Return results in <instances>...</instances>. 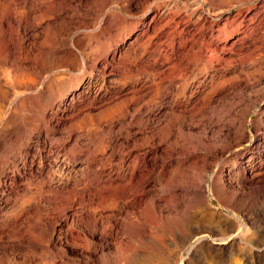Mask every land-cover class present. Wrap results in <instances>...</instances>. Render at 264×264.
I'll return each instance as SVG.
<instances>
[{"label": "rangeland", "instance_id": "obj_1", "mask_svg": "<svg viewBox=\"0 0 264 264\" xmlns=\"http://www.w3.org/2000/svg\"><path fill=\"white\" fill-rule=\"evenodd\" d=\"M11 1L0 0V201L14 176L23 191L3 213L26 208L29 237L20 250L8 226L17 243L1 245L0 264H264V0L48 3L26 42ZM72 34L76 55L60 44ZM67 137L64 169L31 178L25 152L37 168L46 151L62 159ZM55 187L47 212L38 198ZM75 187L73 246L48 247ZM114 213L106 230L89 217Z\"/></svg>", "mask_w": 264, "mask_h": 264}, {"label": "bare ground", "instance_id": "obj_2", "mask_svg": "<svg viewBox=\"0 0 264 264\" xmlns=\"http://www.w3.org/2000/svg\"><path fill=\"white\" fill-rule=\"evenodd\" d=\"M65 1H68V0H12L11 2L13 3V4H18L19 6H21V7H23L24 8V10L22 11V14L20 13V15H14V17H13V19H14V21H15V23L14 24H16V30L18 31V32H22L23 34H24V41L26 42V41H28V39L30 38H32L33 36H35V31L37 30V27H38V25L36 24V23H33V20H34V13H36V11H37V9H38V7H42V6H48V3H50L51 5L53 4V6L55 5V4H59V5H63V3H65ZM70 1V0H69ZM78 1H80V2H86L85 0H78ZM76 2V1H75ZM173 2H175V1H173ZM66 3H68V2H66ZM70 3H72V1L70 2ZM167 3H169V2H167ZM75 4V3H74ZM78 4V2H76V5ZM48 6V7H52L53 8V6ZM58 5V6H59ZM64 5H67V4H64ZM68 5H72L73 6V4H69L68 3ZM64 6V7H60L59 6V8H60V10L62 11V10H66L67 9V7H69V6ZM167 5V4H166ZM57 6V7H58ZM71 6V7H72ZM15 7V6H14ZM77 7H79V6H77ZM44 7H42V9H43ZM74 8V7H73ZM18 9L19 8H17L16 10H17V12H18ZM51 9V8H50ZM49 9V10H50ZM53 9H55V8H53ZM71 9V8H70ZM16 10H14V11H16ZM45 9H43V11H44ZM48 10V9H47ZM47 10H45V11H47ZM76 10V9H75ZM74 10V11H75ZM20 11V10H19ZM56 11V10H55ZM54 11V12H55ZM60 11V12H61ZM67 11H68V9H67ZM71 11H72V9H71ZM74 11H72V12H74ZM48 12V11H47ZM54 12H51V13H54ZM62 12H64V11H62ZM61 12V13H62ZM76 12V11H75ZM19 13V12H18ZM17 13V14H18ZM65 13V12H64ZM63 13V14H64ZM69 13V12H68ZM59 13H57V15H58ZM75 14V13H74ZM4 15V14H3ZM7 15V14H6ZM36 15V14H35ZM47 15V14H46ZM45 15V16H46ZM53 15V14H52ZM57 15H55L57 18H58V16ZM66 15V14H65ZM70 15V14H69ZM107 16V15H106ZM4 17V16H3ZM2 17V18H3ZM6 17H8V16H6ZM52 17V16H51ZM56 17H54L53 16V18H56ZM59 17H61V16H59ZM10 18V17H9ZM50 18V17H49ZM4 19V18H3ZM6 19V18H5ZM8 19V18H7ZM46 19H48L47 18V16H46ZM55 20V19H54ZM52 21V22H55V21ZM64 20V19H63ZM35 21V20H34ZM9 23V21L7 22V24ZM60 24V23H59ZM61 25V24H60ZM12 26V25H11ZM57 26V25H56ZM60 28V27H59ZM52 32V31H51ZM20 36V35H19ZM48 36H49V34H48ZM69 36V35H68ZM59 37H60V35H59ZM64 37H66V36H64ZM64 37H63V39H64ZM34 38V37H33ZM49 38V37H48ZM21 39H23V38H21ZM55 39H56V37H55ZM61 39V38H60ZM59 39V40H60ZM30 41V40H29ZM52 41V40H51ZM63 42L62 43H60L61 44V46L63 47V49L65 50V51H67L69 54H73V55H76V53H78L77 52V50H76V46H77V39H76V35L75 34H72L71 36H69V37H67L65 40H62ZM61 42V41H60ZM22 43V42H21ZM23 44V43H22ZM63 44V45H62ZM27 45V44H26ZM56 46V45H55ZM29 48V47H28ZM58 48H60V47H58ZM84 54V53H83ZM80 56V55H79ZM97 86V85H96ZM95 86V87H96ZM88 90V89H87ZM85 91V90H84ZM64 113V112H63ZM61 114V113H60ZM66 114V113H65ZM55 116H56V114H55ZM58 117H59V114H58ZM49 118H51V117H49ZM54 119V118H53ZM61 119V118H60ZM51 121V120H50ZM55 122V121H54ZM59 122V121H58ZM54 125V124H53ZM58 125V124H57ZM113 125H114V122L111 124V127H113ZM51 127V126H50ZM55 127V126H54ZM110 127V126H109ZM55 129V128H54ZM53 129V130H54ZM70 135V134H69ZM69 138H70V136H69ZM79 138V137H78ZM78 138H75V139H73L74 140V142L76 143L77 142V139ZM68 137L63 141V143H62V145H59L58 147L60 148V147H63V149H62V153H63V156H62V159H59L58 160V158H59V154L60 155H62L61 154V151L59 150V151H56V153L57 154H55V155H57V156H53V155H51V153L50 154H48L47 153V151H46V153L44 154V156H42V157H40L39 158V166L38 165H36V166H38L37 168L36 167H34V164L35 163H37L36 162V157L35 156H32V155H30V156H32V158L31 159H29L30 161H27L28 159H27V157H28V155L30 154L28 151H27V153L25 152V155L22 157V161H23V165H24V169L26 168V171L29 173V175H30V177L31 178H35V177H40L41 175H43V173L44 174H46V175H48L47 173H45V170H48V168H51V167H55V169H61V171L64 169V167H65V161H66V158H67V156H69L70 154H71V150L69 151V150H66V146H67V142H69L68 140ZM111 140V139H110ZM116 140V139H115ZM28 144V143H27ZM58 145V144H57ZM34 146V145H33ZM26 147V146H25ZM30 147V146H29ZM55 147V146H54ZM49 148V147H48ZM47 148V149H48ZM53 148V147H52ZM51 148V149H52ZM57 148V147H56ZM73 148H75V144L73 145ZM28 149V148H27ZM44 149H45V146H44ZM46 149V150H47ZM54 149V148H53ZM52 149V150H53ZM68 149H70V148H68ZM72 149V148H71ZM77 150H76V154H75V156H77V160L79 159V160H81L80 162V166L79 167H81L80 169H82V172H83V175H85L86 176V178L88 179V181H90L93 185L95 184V185H97L99 182H100V179H101V175H98L97 177H95L94 175H93V169H92V159H94V158H91L90 156H89V153L88 152H85L83 149H78V148H76ZM25 150V149H24ZM49 150V149H48ZM57 150V149H56ZM50 151V150H49ZM73 151H74V149H73ZM18 152V151H17ZM22 152V151H21ZM33 152V151H32ZM41 152V151H40ZM54 153H55V151H54ZM74 153V152H73ZM20 154V153H19ZM24 154V153H23ZM36 154V153H35ZM34 153H33V155H35ZM74 155V154H73ZM72 157V156H71ZM74 157V156H73ZM16 159V158H15ZM71 159V158H70ZM70 159H68V160H70ZM78 160V161H79ZM17 162V161H16ZM67 162H69V161H67ZM73 163V162H72ZM77 163V162H76ZM21 165V164H20ZM68 164H66V166H67ZM77 165V164H76ZM19 169V168H18ZM54 169V170H55ZM66 169H67V167H66ZM71 170V169H70ZM78 170V169H77ZM23 171V170H22ZM44 171V172H43ZM55 172H56V170H55ZM23 173V172H22ZM49 173V172H48ZM60 173H62V172H60ZM24 174V173H23ZM67 174V173H66ZM45 175V176H46ZM56 175H58V174H56ZM10 176V175H9ZM22 176V175H21ZM49 176V175H48ZM61 176V175H60ZM63 176V175H62ZM95 178H94V177ZM42 177V176H41ZM40 177V178H41ZM52 177V176H51ZM54 177V176H53ZM58 177H59V175H58ZM57 177V178H58ZM85 178V177H84ZM26 179H27V177H26ZM60 179V178H59ZM34 180V179H33ZM67 180V179H66ZM17 181H19V180H16L15 178H14V176H12V178H10L9 177V180H5L4 181V190L3 191H5L4 193H5V195H6V198L5 199H3V200H1L0 201V220H4V221H2L3 223V225H1L0 226V248H1V245L2 246H7V245H9V246H11V243L12 242H16V240H14L15 239V237H16V235H15V237H14V235H13V233H11V232H9V231H11L12 230V228H11V230H7V227L8 226H13L15 229H16V231L19 233V240L20 241H18L19 242V248H20V250H23L24 249V247H26V244H28V243H26L27 242V238L29 237H27V233H26V221L23 219L24 217H23V215L25 214V210H26V208H23V209H21V210H19L18 212H17V210H16V214H12V211H7V212H5V213H3L4 211V209L6 208V209H8L9 208V203L11 202V200L14 198V196L15 195H17V194H20L22 191H23V189H22V191L20 192V187L18 186V188H17V185L16 186H14L15 185V183L17 182ZM29 181H31V180H29ZM59 181H61V179L59 180ZM82 181V180H81ZM26 182V181H25ZM46 182H48V181H46ZM45 182V183H46ZM51 182V181H50ZM44 183V184H45ZM52 183V182H51ZM58 183V182H57ZM89 183V182H88ZM23 184H24V182H23ZM27 184H28V182H27ZM50 184V183H49ZM60 184V183H59ZM59 184H58V186H59ZM63 184V183H62ZM61 184V185H62ZM66 184V183H65ZM19 185H20V183H19ZM23 187H24V185H22ZM75 186H77V185H75ZM22 187V188H23ZM78 187V186H77ZM77 187H75V188H73L74 189V191H73V196H71L70 198H69V200L67 199V201H68V203L66 204L65 203V205H68V209H70L71 210V212L70 213H67V209H66V207H65V209H63L64 211H62V216L61 217H63V219L62 218H60L58 221H56L55 222V224H54V227H53V229H52V231H51V234H50V236H49V239L47 240V245H48V247L49 246H59V245H61V246H63V245H65L66 246V248H68V247H71L70 245H72L73 243L70 241V238L71 237H73V236H75V231H76V228L78 227V225H79V223L81 222L80 221V219H79V214L81 213V211H80V209H78V207H75L73 204L78 200H80L79 198H81L80 197V193H78L77 192ZM95 187V186H94ZM26 188V187H25ZM60 187H55V188H53V189H49V190H46V192L44 191L43 193H41L40 195H39V198H38V196H36L37 198H38V203L40 204V205H42V206H44V209L45 210H47V212L48 211H50L51 209V211H53V208H54V210H56L55 208H57V207H55L54 206V204L56 205L57 203H58V205H59V200H60V190H58ZM77 188V189H76ZM28 190V189H27ZM66 190V189H65ZM64 190V191H65ZM60 191V192H59ZM67 191V190H66ZM20 192V193H19ZM24 192H26V191H24ZM27 193V192H26ZM64 193V192H63ZM24 194V193H23ZM25 195V194H24ZM64 195V194H63ZM19 196H21V195H19ZM64 197H66V196H64ZM17 198V197H16ZM25 198V197H24ZM19 198H17V199H15V202L18 200ZM66 199V198H65ZM64 199V200H65ZM23 200V199H22ZM14 201V200H13ZM14 202V203H15ZM22 202V201H21ZM25 202V201H24ZM65 202V201H64ZM79 202H81V201H79ZM25 204V203H24ZM28 204V203H27ZM19 205V204H18ZM35 205V204H34ZM38 205V204H37ZM81 205V204H80ZM7 206H8V208H7ZM11 206V205H10ZM52 206H54V207H52ZM57 206V205H56ZM99 206V205H98ZM24 207V206H23ZM33 207H35V206H33ZM59 207V206H58ZM60 207H62V206H60ZM22 208V207H21ZM5 209V210H6ZM19 209V208H18ZM120 209H121V206H120ZM37 210V209H36ZM96 210V209H95ZM58 211V210H57ZM60 211V210H59ZM14 212H15V210H14ZM78 212V213H77ZM95 212V211H94ZM120 212V211H119ZM119 212H117V213H119ZM24 213V214H23ZM102 213V212H101ZM27 214H29V213H27ZM46 214V213H45ZM53 214V213H52ZM54 214H56L55 212H54ZM84 214V213H83ZM86 214V213H85ZM26 215V214H25ZM50 215V214H49ZM93 215V214H92ZM117 215V214H116ZM116 215H115V213L114 214H108V215H102V217L101 218H96L95 216H93L92 218H91V216H89L90 217V219L93 221V222H96V223H99V225L100 226H102V227H99V228H102L103 230H106L105 228H107V223H108V221L109 222H112V219L114 218V217H116ZM20 216H22V218L20 217ZM27 217H28V215H26ZM101 216V215H100ZM54 217V216H53ZM84 217V216H83ZM30 218V217H29ZM26 219V218H25ZM54 219V218H53ZM62 219V220H61ZM88 219V218H87ZM85 220V219H84ZM100 221V222H99ZM87 222V221H86ZM82 223V222H81ZM91 223V222H90ZM111 224V223H110ZM29 225V224H28ZM98 225V226H99ZM115 225V224H114ZM84 226V225H83ZM95 226V225H94ZM110 226H112V225H110ZM90 227V226H89ZM96 227V226H95ZM110 228H113V227H110ZM9 229V228H8ZM100 230V229H99ZM111 230V229H110ZM14 232V231H13ZM28 232V231H27ZM104 232V231H103ZM96 233V232H95ZM102 233V232H101ZM14 238V239H13ZM75 239V238H74ZM29 240V239H28ZM14 242V243H15ZM72 244H71V243ZM17 243V242H16ZM75 245V244H74ZM73 246V245H72ZM79 246V245H78ZM76 248V247H75ZM79 248L80 249H73L74 250V252H76L77 254H80V255H82V254H84L85 252H86V247H83V246H79ZM5 249H6V247H5ZM1 250H2V248H1ZM71 250H72V248H71ZM3 251H4V249H3ZM10 251V250H9ZM6 252V251H5ZM67 252H69V250L67 249ZM92 253L94 252V250L93 251H91ZM9 253V252H8ZM2 254V253H1ZM5 254V253H4ZM90 254V253H89ZM122 254V253H121ZM94 256V255H93ZM89 264H91V263H89Z\"/></svg>", "mask_w": 264, "mask_h": 264}]
</instances>
